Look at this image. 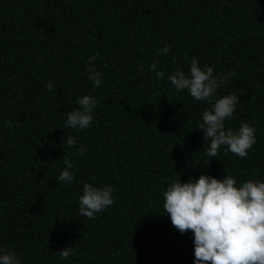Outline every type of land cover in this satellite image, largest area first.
<instances>
[{
  "label": "trees",
  "instance_id": "obj_1",
  "mask_svg": "<svg viewBox=\"0 0 264 264\" xmlns=\"http://www.w3.org/2000/svg\"><path fill=\"white\" fill-rule=\"evenodd\" d=\"M193 59L235 72L216 96L240 98L225 129L255 128L247 157L204 154L197 128L212 105L168 79ZM83 95L97 99L94 120L65 128ZM66 158L71 183L57 179ZM201 174L264 182V0H0V250L22 264H195L163 192ZM85 183L114 189L94 220L79 213Z\"/></svg>",
  "mask_w": 264,
  "mask_h": 264
},
{
  "label": "clouds",
  "instance_id": "obj_2",
  "mask_svg": "<svg viewBox=\"0 0 264 264\" xmlns=\"http://www.w3.org/2000/svg\"><path fill=\"white\" fill-rule=\"evenodd\" d=\"M170 48V45L164 46L159 54H167ZM97 58L92 55L88 61L91 63ZM149 67L155 71L157 62L153 61ZM88 71L93 87H99L102 83L100 73L91 68ZM155 75L163 79L164 72L155 71ZM233 76L234 71L214 76L212 67L202 69L193 59L190 74L177 69L168 77L177 91L186 89L194 100L212 105L203 111L202 123L197 128L203 130L204 139L209 142L204 154L210 158L219 155L221 146L244 158L256 143L255 128L248 123L241 122L236 131L225 129V121L233 118L240 98L235 94L218 98L216 93ZM53 86L49 81L46 88L51 90ZM77 104L79 108L67 112L65 128L86 129L94 120L95 97L83 95ZM7 123L11 127V122ZM63 143L72 147L76 139L69 136L63 138ZM86 151V148H80L78 154L82 156ZM64 163L66 167L57 179L71 183L73 164L67 158ZM113 192L112 187L101 188L85 183L79 197L80 215L94 220L97 213L114 203ZM163 209L180 233H193L195 264H264V182L247 180L238 185L231 175L216 178L201 174L186 182L179 178L163 192ZM71 251V248L64 247L59 256L67 260ZM0 264L22 262L14 252L0 250Z\"/></svg>",
  "mask_w": 264,
  "mask_h": 264
}]
</instances>
